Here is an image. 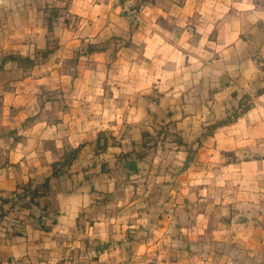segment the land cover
I'll use <instances>...</instances> for the list:
<instances>
[{"label":"crops","instance_id":"1","mask_svg":"<svg viewBox=\"0 0 264 264\" xmlns=\"http://www.w3.org/2000/svg\"><path fill=\"white\" fill-rule=\"evenodd\" d=\"M44 1L0 0V32L24 56L49 46ZM67 2L42 76L56 100L31 128L0 124L13 130L0 136V197L28 184L34 158L51 163L49 141L90 158L99 137L132 149L115 148L120 182L116 165L77 168L38 204L0 202V264H264V0H147L138 24L112 0ZM168 127L174 161L132 160L143 131Z\"/></svg>","mask_w":264,"mask_h":264},{"label":"rangeland","instance_id":"2","mask_svg":"<svg viewBox=\"0 0 264 264\" xmlns=\"http://www.w3.org/2000/svg\"><path fill=\"white\" fill-rule=\"evenodd\" d=\"M60 4L61 7H67L68 2L67 0H45L42 4V7L40 8V13L38 15L39 19L44 23V25L47 28L48 19L53 18V14L57 8H55V5ZM62 10V9H61ZM61 10H58L61 12ZM23 16V15H20ZM2 19H4L3 15L1 16ZM55 18V17H54ZM25 19V17H19V21L22 22V20ZM58 22V19H54V30L52 33H49L47 31V42L48 47L45 50H36L34 53V56H30L33 59L36 60V64L32 68L28 69H21L17 66L15 63H8L6 64L3 71H0V124L2 125L4 122H9L12 118L17 117V127L19 130H24L25 125L30 126L32 122L39 119L41 117V102L43 100L45 101H55L57 97V92H48L47 88L51 87L53 85H57L56 80H48L45 79V81H42V76L47 77V67H54L58 64L57 55L58 52V45H57V38L55 34V27ZM48 30V28H47ZM18 33V31H17ZM25 29H22L19 35L24 36ZM0 64L2 59L9 55V54H19L22 55L18 51H14L13 48L16 46H19V44H9L6 43V33L0 32ZM46 51H51L48 54H44ZM24 56V55H23ZM29 56V55H27ZM25 56V57H27ZM77 65V60L72 59L67 63V68L70 69V78L73 77V67ZM46 71V72H45ZM60 71V70H59ZM45 72V74H44ZM57 78V77H56ZM70 81V79L68 80ZM19 91L23 93V96H27L26 99L22 97L18 100V102H15L14 93ZM53 93V94H51ZM19 97V95H18ZM20 98V97H19ZM55 99V100H54ZM32 100V105L29 107L28 110H26V106H24V103L26 101ZM36 101V102H35ZM11 105V106H10ZM27 105V104H26ZM25 108V109H24ZM15 122V120H13ZM7 127V126H6ZM10 127V126H9ZM31 128V126H30ZM38 130L40 131V127H38ZM176 127H168L167 129H146L142 132V139L140 141V147L139 152L135 154L132 158V160H135L134 158H143L145 154H147L148 158L153 161L156 160V165H168L169 162L174 161V159H169L164 151L166 149L170 148L171 142H174L178 145H180V142L178 141L177 132H175ZM13 130H10V128H4V126H0V136L3 140L2 144L8 143V140L5 138L9 136L10 132ZM144 133V135H143ZM146 133V135H145ZM119 137V136H118ZM100 144L97 145V155H93V157H89L88 154L85 156H81L79 161H77L75 164V167L73 168V173L69 174L67 172L62 177L65 179L67 177L71 178L72 175L78 174V170L75 171V169L80 168L84 169L86 167H95L97 166L98 169L102 171L111 172L109 168L107 169V166L109 165H116L119 167V169L115 168V170L109 175L111 179L116 180L117 182L122 181V165L124 158V153L122 152L117 156V153L121 150H115V148L121 147L122 151L125 149L127 152H129L132 149V146L130 143H126L125 145H129L128 147H123L124 144L121 143V140L117 139L116 137H110L109 139H103ZM170 139L172 141H170ZM112 146V151L114 152H108L106 155L104 152H107V148L104 150V145ZM55 142L49 141L46 144H44V148L49 149L50 152L54 155L50 157L48 160L51 162L50 164L47 163L46 158H34L33 159V166L32 169L35 170L33 172V176H31V179L29 182L33 184V187L38 184H41L44 182V179L50 175L52 172V164L62 160L64 155L71 150V148H67L64 150H57L55 146ZM157 150L159 153H157ZM151 151L150 153H148ZM110 162L107 163V161ZM79 162V164H78ZM49 166V167H48ZM48 167V168H47ZM182 168H185V165L182 166ZM31 169V168H30ZM37 169V172H36ZM79 171V172H80ZM61 177V178H62ZM60 179H53L51 182L54 184V189L52 191V194L50 197L54 196V193H57L58 188H55L57 185V181ZM68 180V179H67ZM125 180V179H124ZM28 182V183H29ZM23 187H21L22 189ZM22 191V190H21ZM14 193V192H13ZM13 193H10L6 197L12 198L13 201L17 199L15 198ZM23 195V194H21ZM31 198H25L24 200H19L17 203V206L21 207L25 205L26 203H30ZM12 204L9 203L7 205V208L10 209Z\"/></svg>","mask_w":264,"mask_h":264},{"label":"trees","instance_id":"3","mask_svg":"<svg viewBox=\"0 0 264 264\" xmlns=\"http://www.w3.org/2000/svg\"><path fill=\"white\" fill-rule=\"evenodd\" d=\"M53 12H54L53 18L48 19V23H47V28H48L49 33H52L54 30V19L56 20L59 17L58 9H56ZM50 52L51 51L49 52L46 51L44 54H48ZM8 63H15L17 64L19 68L26 70L28 68H32L36 64V60L30 56L25 57L19 54H9L2 59L1 64H0V71H3L6 64ZM101 138L102 137L98 138V144H100ZM107 147L108 146L105 143L103 149L105 150ZM83 148H84V145H81L76 149H71L64 155L62 160L53 163L51 175L46 177L43 183L38 184L37 186L35 185L33 187V184L29 182L28 184L23 186V188L21 189L22 191L21 190L15 191L13 193L14 197L15 198L17 197L15 201H13V199L9 197H5V198L0 197V202L2 203V205L9 204V203H12V205H14L16 201L18 202L19 200H24L25 198H31V201H30L31 204H38L39 203L38 201L40 199L50 197L53 191V183L51 182V180L60 179L63 175L69 172L71 168L73 167V165L80 159V155H81Z\"/></svg>","mask_w":264,"mask_h":264},{"label":"built area","instance_id":"4","mask_svg":"<svg viewBox=\"0 0 264 264\" xmlns=\"http://www.w3.org/2000/svg\"><path fill=\"white\" fill-rule=\"evenodd\" d=\"M121 15L133 23H140V11L147 0H112Z\"/></svg>","mask_w":264,"mask_h":264}]
</instances>
